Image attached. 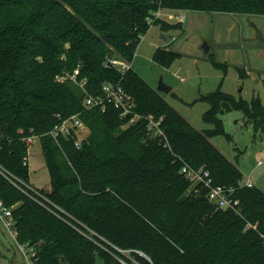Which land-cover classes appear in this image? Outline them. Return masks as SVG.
<instances>
[{
	"label": "trees",
	"instance_id": "obj_1",
	"mask_svg": "<svg viewBox=\"0 0 264 264\" xmlns=\"http://www.w3.org/2000/svg\"><path fill=\"white\" fill-rule=\"evenodd\" d=\"M158 11L264 17V0H0V165L28 185L25 138L37 136L51 185L26 194L0 174V200L16 207L18 242L36 246L37 264H120L45 209L47 200L78 228L140 251L154 264H264V192L241 186L239 167L210 140L225 134L220 115L226 110L242 111L264 132L260 99L249 102L222 90L208 94L204 120L214 129L199 131L132 69L121 76L104 68L108 57L133 61L139 36L148 33V19ZM153 25L164 32L173 28L159 20ZM176 57L167 48L155 53L166 68ZM79 66L90 94H100L106 82H121L139 113L163 117L169 146L144 120L124 127L112 107L85 111L82 90L68 78L57 80ZM77 113L90 131L79 148L76 138L58 144L48 135L58 115ZM183 162L234 188L237 211L216 209L207 190L181 173Z\"/></svg>",
	"mask_w": 264,
	"mask_h": 264
},
{
	"label": "rangeland",
	"instance_id": "obj_2",
	"mask_svg": "<svg viewBox=\"0 0 264 264\" xmlns=\"http://www.w3.org/2000/svg\"><path fill=\"white\" fill-rule=\"evenodd\" d=\"M165 13L168 14L162 16V21L173 28L164 32L161 25H153L139 43L131 63L132 70L151 89L158 92L162 78L172 91L158 92L160 96L199 131L214 129L204 120V114L210 109L204 97L210 93L222 90L249 102L258 98L264 105L263 16L183 12L186 22L180 28L176 18L179 13ZM163 33L166 40L162 39ZM205 44L210 48L208 53L204 50ZM160 48L178 55L167 68L155 60ZM240 70L248 76L242 77ZM220 118L225 134L211 138L212 144L239 166L245 179L251 176L256 187L264 192V132H257L242 111L226 110ZM89 135L90 131L85 129L79 138L86 139ZM28 157L31 171L28 185L36 191L51 190L40 140L31 146ZM259 159L263 166L257 167ZM0 264H26L15 240L1 224Z\"/></svg>",
	"mask_w": 264,
	"mask_h": 264
},
{
	"label": "built area",
	"instance_id": "obj_3",
	"mask_svg": "<svg viewBox=\"0 0 264 264\" xmlns=\"http://www.w3.org/2000/svg\"><path fill=\"white\" fill-rule=\"evenodd\" d=\"M162 11L154 12L152 17L148 19V24L150 27L153 26L154 22L159 20L162 16ZM176 18L179 21V24H184L186 22L185 17L182 13L176 15ZM146 36V35H145ZM144 35L139 36L140 42L145 38ZM132 62H125L120 60L117 57H108L105 60L104 68L117 71L119 74H125L132 69ZM81 70L80 66L74 70V72L65 77H59L57 80L60 83H64L67 78L76 84L84 93L83 107L85 111L98 110L100 112H106L110 107L116 109L119 112V117L122 121L125 122L126 127H133L138 125L142 120L146 121L147 129L149 132L156 138L164 140L165 144L169 146L167 136L164 129L162 128L164 118L156 119L154 116H144L137 111V104L135 99L129 94L121 82H106L102 84L101 93L98 95H92L88 91V79H81ZM58 123L53 127V129L48 133L55 141L59 139H70L76 138L75 146L79 148L82 144L80 139V133L86 129V124L81 118V113H77L68 118H62L58 115ZM21 134L24 131L20 132ZM37 136H29L25 138V142L28 146V151L31 146L38 140ZM26 165H30L29 157H27ZM181 173L187 177L193 183L201 184L204 189L207 190V199L214 207L218 210H235L240 206L239 199L234 197L235 189L228 188L222 185H217L215 180L211 176L209 170L201 169L196 170L192 168L189 164L183 162ZM0 174L17 187L22 192L29 194L27 191H32L36 194L32 187L25 184L23 181L14 177L9 173L5 168L0 165ZM241 186L248 188L254 187V183L251 180H244ZM32 199H35L31 196ZM47 200V199H45ZM48 205L44 207L54 215H56L63 222L68 224L77 230L82 236L94 243L97 247L104 249L107 253H110L120 264H144L136 257V254L145 258L148 264H154L151 258L146 256L144 253L137 250H123L119 247L113 245L101 235L93 231L92 229L83 226V229L78 228L77 224H80L77 220L68 216L61 208L56 205H53L49 200H47ZM44 205L42 202H40ZM54 208V209H53ZM73 219L69 220L68 218ZM0 224L3 225L10 235L15 240L16 244L19 247V250L22 253V256L26 264H37V248L36 246H31L29 244L22 245L18 242V230L17 222L13 215V209L7 207L2 200H0Z\"/></svg>",
	"mask_w": 264,
	"mask_h": 264
},
{
	"label": "crops",
	"instance_id": "obj_4",
	"mask_svg": "<svg viewBox=\"0 0 264 264\" xmlns=\"http://www.w3.org/2000/svg\"><path fill=\"white\" fill-rule=\"evenodd\" d=\"M167 12H172V11H167ZM174 13H175V12H174ZM166 14H168V13L163 12V13H162V16H163V15H166ZM162 16H161V18L159 19L160 22H163V21H162ZM167 16H168V15H167ZM167 16H166V17H167ZM173 17H174V15H172V16L169 15V16H168V18H173ZM163 23H166V22H163ZM166 24L170 25L169 23H166ZM180 25L182 26L183 24H180ZM155 26H156V25H155ZM170 26H171V25H170ZM162 39H164V40L167 39V36H166L165 33L162 34ZM209 51H210V50H209ZM172 52H173V51H172ZM245 72H246V71H245ZM240 74H241L242 77H243V76L245 77L248 73L246 72V73L244 74L243 71L240 70ZM247 76H248V75H247ZM247 76H246V77H247ZM262 163H263L262 159H259V161H258V163H257V167H258V166H261ZM29 166H30V165H29ZM262 166H263V165H262ZM238 167H239V166H238ZM30 172H31V171H30ZM49 179H50V177H49ZM244 180H251V181L254 183V181L252 180L251 176L249 177V179H245V178H244ZM255 184H256V183H254V185H255ZM255 187H256V185H255Z\"/></svg>",
	"mask_w": 264,
	"mask_h": 264
},
{
	"label": "water",
	"instance_id": "obj_5",
	"mask_svg": "<svg viewBox=\"0 0 264 264\" xmlns=\"http://www.w3.org/2000/svg\"><path fill=\"white\" fill-rule=\"evenodd\" d=\"M204 50L206 53L209 52L210 48L207 44L204 45ZM157 91L160 93H165V94H169L172 91V88L168 87L167 85H165L163 79L161 78L160 82H159V86L157 88Z\"/></svg>",
	"mask_w": 264,
	"mask_h": 264
}]
</instances>
